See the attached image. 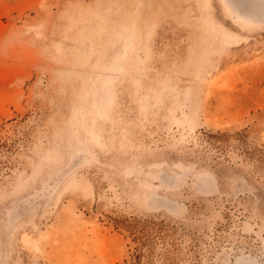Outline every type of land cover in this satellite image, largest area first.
Listing matches in <instances>:
<instances>
[{"label":"rangeland","instance_id":"374dc122","mask_svg":"<svg viewBox=\"0 0 264 264\" xmlns=\"http://www.w3.org/2000/svg\"><path fill=\"white\" fill-rule=\"evenodd\" d=\"M0 264H264V0H0Z\"/></svg>","mask_w":264,"mask_h":264}]
</instances>
